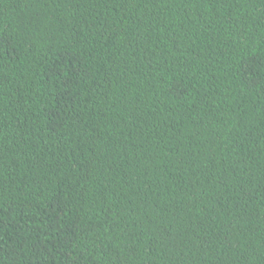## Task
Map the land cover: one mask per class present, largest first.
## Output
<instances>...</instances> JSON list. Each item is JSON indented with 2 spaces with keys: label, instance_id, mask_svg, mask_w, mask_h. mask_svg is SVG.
Segmentation results:
<instances>
[{
  "label": "trees",
  "instance_id": "16d2710c",
  "mask_svg": "<svg viewBox=\"0 0 264 264\" xmlns=\"http://www.w3.org/2000/svg\"><path fill=\"white\" fill-rule=\"evenodd\" d=\"M0 264H264V0H0Z\"/></svg>",
  "mask_w": 264,
  "mask_h": 264
}]
</instances>
